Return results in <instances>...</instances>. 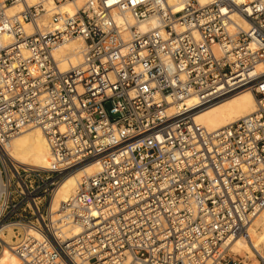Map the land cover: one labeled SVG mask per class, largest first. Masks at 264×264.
I'll use <instances>...</instances> for the list:
<instances>
[{
  "label": "built area",
  "instance_id": "obj_1",
  "mask_svg": "<svg viewBox=\"0 0 264 264\" xmlns=\"http://www.w3.org/2000/svg\"><path fill=\"white\" fill-rule=\"evenodd\" d=\"M63 1L0 0V151L36 126L52 156L47 169L0 156V231L12 229L20 264H264L251 240L264 206V0H81L72 13ZM73 38L82 60L62 70L54 50ZM246 87L250 115L215 131L194 121L202 102ZM93 160L99 171L53 220L60 181ZM74 224L81 233L64 231Z\"/></svg>",
  "mask_w": 264,
  "mask_h": 264
},
{
  "label": "bare ground",
  "instance_id": "obj_2",
  "mask_svg": "<svg viewBox=\"0 0 264 264\" xmlns=\"http://www.w3.org/2000/svg\"><path fill=\"white\" fill-rule=\"evenodd\" d=\"M38 0H26L29 4H33ZM45 6L51 3L52 0H43ZM201 4L211 2L213 0H198ZM170 3H177V10L181 8L179 0H170ZM81 4V0H77L75 3L69 0L63 1L60 4L61 11L63 13H72ZM22 8V3L17 2L7 7L6 12L8 15H12L18 12ZM118 20L119 15H115ZM234 20L241 26L245 27V22L233 15ZM49 17L43 15L37 20V24L41 29H46L49 25ZM130 23L133 20L129 18ZM155 19L150 18L146 21L137 23V27L140 30L146 29L149 25H154ZM26 32L29 34L32 30H35V26L29 22L23 23ZM84 42L80 38L70 39L63 44L56 47L54 55L60 60L61 69L64 70L68 66L78 65L83 57ZM264 64H259L257 69L260 70ZM198 98L196 95L184 100V103L188 104L196 101ZM256 109V100L253 92L250 88H242L231 94L223 96L213 101H204L200 104L199 109L194 113V121L206 128L209 131H215L222 127L236 122L237 120L246 117L253 113ZM172 110V109H170ZM2 158H9L11 161L20 164L27 168L34 166L38 169H47L51 162V152L47 139L44 133L36 126H28L15 134L11 140L9 146L0 151ZM100 165L97 160L90 161L84 166L77 168L69 172L59 183L54 195L49 203V211L53 220L59 218L57 211H60L61 205L66 202L69 197L75 192L79 182L84 176H89L99 171ZM2 192L1 174H0V195ZM7 231L2 233L0 231V237L5 241L2 243L0 249V264H20L19 258L10 250L6 244L12 243L13 231L10 227L6 228ZM64 231H70L71 235H76L82 232L79 225L74 224L67 227ZM69 234V235H70ZM251 240L253 246L261 252H264V206L260 210L259 215L254 220L251 227ZM261 246L262 249L258 248ZM232 252L236 256H241L244 261L245 258L251 255L249 245H247L240 238L236 239L232 246Z\"/></svg>",
  "mask_w": 264,
  "mask_h": 264
},
{
  "label": "rangeland",
  "instance_id": "obj_3",
  "mask_svg": "<svg viewBox=\"0 0 264 264\" xmlns=\"http://www.w3.org/2000/svg\"><path fill=\"white\" fill-rule=\"evenodd\" d=\"M109 107H110V105L107 104V105H106V109H108ZM32 167H34V166H32ZM257 247H258V246H257ZM258 248L262 249L261 246H259Z\"/></svg>",
  "mask_w": 264,
  "mask_h": 264
}]
</instances>
